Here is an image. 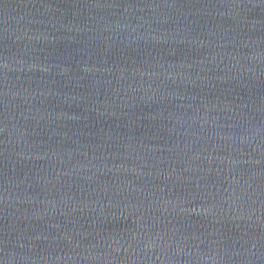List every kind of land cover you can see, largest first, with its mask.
Returning <instances> with one entry per match:
<instances>
[{
  "label": "water",
  "instance_id": "95a60500",
  "mask_svg": "<svg viewBox=\"0 0 264 264\" xmlns=\"http://www.w3.org/2000/svg\"><path fill=\"white\" fill-rule=\"evenodd\" d=\"M0 264H264V0H0Z\"/></svg>",
  "mask_w": 264,
  "mask_h": 264
}]
</instances>
